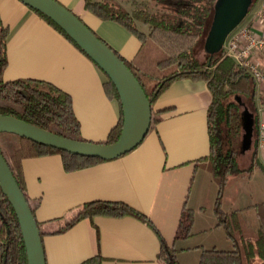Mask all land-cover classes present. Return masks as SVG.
<instances>
[{"label": "crops", "instance_id": "1", "mask_svg": "<svg viewBox=\"0 0 264 264\" xmlns=\"http://www.w3.org/2000/svg\"><path fill=\"white\" fill-rule=\"evenodd\" d=\"M59 1L79 15L120 56L130 60L137 53L141 42L121 24L99 19L85 9L84 0ZM126 1L129 6L130 0ZM261 1L243 23L250 21ZM0 15L10 31L4 79L37 78L55 84L71 96L81 136L93 142L105 140L118 123L121 108L106 90L107 75L103 70L21 0H0ZM263 89L264 85L257 84V92L264 95ZM211 101L212 93L205 81L180 79L159 96L153 110L157 120L144 141L132 151L75 171L65 169L60 154L25 159L26 191L31 203L37 206L36 219L46 233L43 243L47 264H80L96 254L104 258L102 264H166L158 258L160 241L156 232L135 216H96L93 220H81L63 234L53 233L85 203L95 200L123 201L149 216L178 250L181 264L186 262L180 250L196 246L202 252L204 244L186 246L184 241L189 237L175 239V235L185 205L195 213L205 207L201 200L205 181L208 199L212 196L214 201L217 197V183L198 162L210 153ZM259 116L264 117V113L259 112ZM245 152L242 155L250 163L253 150ZM257 157L262 166L237 177L264 178V148L258 144ZM261 185L264 191V179ZM260 201H264V196L254 203ZM237 208L243 206L235 199L230 209ZM214 228H218L217 219L209 229ZM179 242L182 246H178Z\"/></svg>", "mask_w": 264, "mask_h": 264}, {"label": "trees", "instance_id": "2", "mask_svg": "<svg viewBox=\"0 0 264 264\" xmlns=\"http://www.w3.org/2000/svg\"><path fill=\"white\" fill-rule=\"evenodd\" d=\"M218 1L177 0L171 3L174 9L170 11L152 9L149 0H130L131 4L128 7L118 0H84V6L101 20L121 24L141 42L132 59L120 57L142 85L151 102L152 110L159 96L177 80L192 78L208 84L212 93L208 109L210 153L198 162L211 173L218 185L214 208L217 226L225 229L233 245L231 248L217 246L202 248L199 264H264V201L231 211L225 210L222 206V193L228 180L233 176L250 173L262 164L257 157V128L260 119L258 107L255 111L252 140L244 146L243 151L240 148L245 134H242L244 123L243 112L240 110L241 97L249 96L256 102L257 84L254 78L226 53L225 48L213 55L209 51L205 52L204 59H201L196 51L207 20ZM259 1L251 0L249 10H252ZM34 10L75 43L50 17L37 9ZM144 25L146 29H143ZM9 33V27L3 23L0 15V114L13 115L62 136L85 140L80 134V123L68 93L44 79H4V71L8 64ZM105 87L110 97L119 101L121 108L118 123L105 140L99 141L111 143L120 136L123 111L117 88L108 76ZM260 99L263 105L264 95L260 96ZM156 120L153 114L151 128ZM250 148L253 150L251 161L246 167H242L240 155ZM0 151L28 199L35 217L37 206L31 203L26 191L23 169L25 159L60 154L67 171L83 169L103 161L98 157L74 154L47 146L10 132L0 133ZM127 215L141 219L154 229L160 241L158 254L160 260L166 264H181L177 257L178 250L165 239L150 217L123 201L87 202L53 233L67 231L83 219ZM194 220L195 211L185 205L175 239L192 236ZM41 234L43 237L46 233L41 230ZM103 259L102 255L96 254L80 264H102ZM0 264H28L17 214L1 187Z\"/></svg>", "mask_w": 264, "mask_h": 264}, {"label": "water", "instance_id": "3", "mask_svg": "<svg viewBox=\"0 0 264 264\" xmlns=\"http://www.w3.org/2000/svg\"><path fill=\"white\" fill-rule=\"evenodd\" d=\"M21 1L56 22L115 84L122 105L123 125L116 141L100 143L62 136L13 115L0 114V133H15L47 146L102 160L118 158L139 146L151 129L153 110L145 90L125 61L79 15L59 0ZM250 2L251 0L218 1L212 32L207 42V49L212 55L223 49L228 35L248 13ZM249 114V110H245L242 116L245 134L240 144L241 151L252 140L253 126L248 118ZM0 187L17 214L28 264H47L38 220L1 151Z\"/></svg>", "mask_w": 264, "mask_h": 264}, {"label": "rangeland", "instance_id": "4", "mask_svg": "<svg viewBox=\"0 0 264 264\" xmlns=\"http://www.w3.org/2000/svg\"><path fill=\"white\" fill-rule=\"evenodd\" d=\"M119 1L128 7L126 0H119ZM152 1H156V4L154 2L152 3L150 2L152 9H161V10L165 9L169 11L170 9L172 10L174 9V6H172L171 3L177 2V0H152ZM250 12L251 10L248 11L246 16L250 14ZM214 17H215V10L211 13L210 17L208 18L204 33L196 46L197 54L201 59H204L206 57L205 52H208L207 42L212 32V28L214 24ZM245 18L241 21L239 25H241L244 22ZM144 28L146 29L147 27L144 25L143 29ZM260 95H262V93L257 92L256 102H254L249 96L248 97L242 96L241 105H240L241 112L248 109L250 112L255 113L257 107L259 109V112H261L262 103H261ZM244 133H245V130H242V134ZM245 153H246L245 155H247L250 152H245ZM242 154L240 155V163L242 164V167L244 166L246 167L249 164V161H248V158H246V156ZM258 175H262V174H258ZM262 177L264 176L262 175ZM263 179L264 178L260 180V178L255 177L254 180L253 179L250 180L249 178H242V177H237V176L232 177L226 184L223 190V193H222L223 208L225 210L226 209L231 210L230 209L231 203L235 202V199H236V202L241 207L242 206L244 207V206L253 204L260 197L262 198L264 196V191H262L263 187L261 185V183L263 182ZM203 188H204V191H203L204 194L201 200H203V204L205 205V207L203 209H199V208L196 209L195 220H194L195 223L192 228L194 234L184 241V245L194 246L196 244H204L206 247H212L213 245H217L219 248H226V246L232 247L233 243L227 237L226 231L222 226H217L218 227L217 229L216 228L209 229V228H212L216 220L215 210H214L215 200L212 201L213 200L211 199L212 196H210V200L208 199L209 196L207 195L208 193H206L208 192L206 181H205V186ZM215 194L217 196L218 187H216ZM65 232L66 231L60 234H63ZM178 246H182L180 242ZM179 253L181 254V258L186 262V264H199V256L201 253V247L195 246L189 249H185L184 251L180 250Z\"/></svg>", "mask_w": 264, "mask_h": 264}, {"label": "built area", "instance_id": "5", "mask_svg": "<svg viewBox=\"0 0 264 264\" xmlns=\"http://www.w3.org/2000/svg\"><path fill=\"white\" fill-rule=\"evenodd\" d=\"M225 50L252 75L256 84L264 85V0L250 21L237 26L228 35ZM261 110L264 113V103ZM257 144L264 148V117L259 119Z\"/></svg>", "mask_w": 264, "mask_h": 264}, {"label": "flooded vegetation", "instance_id": "6", "mask_svg": "<svg viewBox=\"0 0 264 264\" xmlns=\"http://www.w3.org/2000/svg\"><path fill=\"white\" fill-rule=\"evenodd\" d=\"M246 110H248V109H246ZM243 113H245V110L243 111ZM248 118L251 119V123H252V126H253V133H254V130H255V126H254L255 125L254 124L255 113L250 112ZM244 130H245V122H244Z\"/></svg>", "mask_w": 264, "mask_h": 264}]
</instances>
